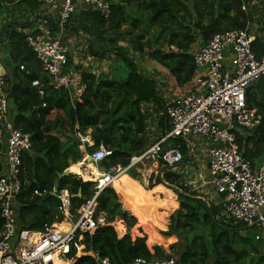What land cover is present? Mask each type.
<instances>
[{"label":"trees","instance_id":"1","mask_svg":"<svg viewBox=\"0 0 264 264\" xmlns=\"http://www.w3.org/2000/svg\"><path fill=\"white\" fill-rule=\"evenodd\" d=\"M14 1L16 0H0V15L3 12L2 4ZM243 1L247 5V11L242 9ZM25 2L28 3L29 10L38 5L36 0ZM109 2L111 11L108 17L90 7H87L90 10L86 11H83L86 7H82L83 12L80 11L81 16L95 23L100 32L101 29L104 30L102 35L106 31L120 33L123 24L129 20L128 11L133 2L145 10L147 22L133 39L126 41L120 36L112 38L105 42L100 47L102 51L97 53L98 57L104 58L112 52L126 65L128 74L125 77L121 72L120 80L114 78L111 71L97 75L91 69L74 66L68 56L69 67L80 71L81 80L86 85L80 100L71 99L69 92L64 88L54 87L53 77L43 71L36 54L26 43L27 36L11 28H18L15 23L11 24L8 30H4L6 42L2 43L10 47L8 63L12 69L11 77L8 74L5 76V90L9 94V118L16 129L31 136L32 143L30 150L22 154L20 168L23 185L16 199L20 230L44 232L55 223L63 222L64 217L58 211L59 200L51 193L54 187H57L58 191L69 192L72 198V214L75 217L78 216L77 211L93 196L95 184L88 182L93 180L92 177L85 179L71 174L60 178L72 164L75 166L82 163L85 153L80 147L78 134L85 137L91 132L94 145L87 147L89 155L101 145L112 152L102 163L104 168L126 167L132 156L140 155L149 146L146 104L156 105L160 112L165 110L166 104L160 96L157 81L146 70L138 71L133 59L128 56L130 50L141 57H150L153 64L163 69L179 87L185 86L198 73L193 60L195 50L205 45L216 34L246 29L248 24L255 23L254 9L257 10L256 5H251L252 0ZM78 15L73 14L69 21L77 20ZM131 20L132 26L141 25L139 18ZM82 23L83 21H80L78 27H81ZM151 25L157 27L154 37L148 38L144 45ZM71 28L76 30L74 25ZM254 33L256 40L252 48L256 56L262 58L264 27ZM124 34L133 35L130 31ZM171 46H176L179 52L167 51ZM22 66L24 70H21ZM35 80L48 86L44 98H40L37 88L32 87ZM247 97L249 106L256 108L263 116V123L255 134L245 138L237 136V142L244 156L258 166L264 161V78L249 88ZM43 103H46V107H42ZM54 111L62 112L63 117L57 116L51 120L50 116ZM159 126L162 128V135L170 130V121L164 112ZM53 132L70 134L72 139L63 141ZM171 142L181 143L178 139ZM4 150L5 147L0 144V152ZM4 160L3 155L0 160V175L5 171ZM160 173L162 177L159 175L150 178L149 188L164 184L175 188L173 195L176 196V201L173 204L177 203L176 212L146 206L151 207L150 213H154L153 221L141 228L148 229L150 233L144 234L140 229L143 235L135 239L131 235L119 238L118 230L113 226L100 227L92 236L84 235L83 244L87 253H96L108 259L111 264H130L138 258L149 261L175 259L176 264H209L210 260H213L212 264H264V243L256 240V235L253 238L254 243L239 235L243 225L226 222L221 208L214 204L208 206L199 199L195 192L181 183V176L166 167H163ZM36 191L41 192V195H36ZM118 201L115 190L107 188L98 196L97 210L107 214L109 223L120 218L131 230L137 225V219L128 212H122L121 206H116ZM121 223L123 224L122 221ZM117 224L120 223L117 221L116 226ZM1 227L0 212V231ZM165 227L167 229L163 231ZM125 231V227L119 230V235H124ZM157 232L161 239L167 242L168 250L164 248L165 245L155 240L154 234ZM179 248L183 251L175 257ZM71 257L75 258L74 254ZM75 259V264H97L92 256ZM246 260L249 262L246 263Z\"/></svg>","mask_w":264,"mask_h":264},{"label":"built area","instance_id":"2","mask_svg":"<svg viewBox=\"0 0 264 264\" xmlns=\"http://www.w3.org/2000/svg\"><path fill=\"white\" fill-rule=\"evenodd\" d=\"M37 3L60 9L61 33L58 36L33 35L26 38L28 46L36 54L43 71L53 77L56 88H64L71 99L80 100L86 85L80 71L69 67V49L62 42L63 28L76 13L77 5L90 7L109 16V0H36ZM243 11L247 5L243 1ZM256 35L249 26L244 30H231L214 35L205 45L193 53L198 70L195 85L198 90L174 98L166 105L164 114L170 121V130L148 146L140 155L132 156L128 166H111L100 172L93 196L72 214V198L67 190L51 191L59 200L60 215L72 223L69 231H60L53 226L44 232L20 230L16 199L22 180L20 179L22 154L30 150L31 136L15 128L9 118V94L5 90V76L0 75V152L5 156V171L0 175V264H54L58 254L66 261L91 255L97 264H111L96 253H87L83 244L84 235L92 236L97 229L108 226V220L98 212V196L129 169L145 160H154L169 170H177L185 157L178 147L168 142L172 139L202 138L211 142L209 185L218 200L226 222L243 225L248 230L258 229L256 240L264 243V161L255 166L243 154L237 136H250L263 123V116L248 104L249 88L264 78V56L258 58L253 51ZM178 53L176 46L166 49ZM24 70V67H21ZM40 98L45 89L39 80L32 82ZM46 107V103L42 104ZM80 145L87 148V139L78 134ZM111 151L104 145L92 155L86 156L95 164L105 161ZM43 192V194H45ZM36 195L41 192L36 191ZM111 226V225H110ZM74 254L75 258H72ZM130 264H176L174 259L149 261L138 258Z\"/></svg>","mask_w":264,"mask_h":264},{"label":"crops","instance_id":"3","mask_svg":"<svg viewBox=\"0 0 264 264\" xmlns=\"http://www.w3.org/2000/svg\"><path fill=\"white\" fill-rule=\"evenodd\" d=\"M24 4L25 7H27V12L26 15L27 16H22V18H20V20H18L16 18V15L18 13H15V7ZM27 2H25V0H16L12 3H3V12L0 15V61L2 63V65L4 66V69L6 71V75L8 74L9 77H11L12 74V69L11 67H7L4 64V56L5 54L8 52H10V47L8 46V44L6 43H2V41L6 42V37L4 34V30H8V28L11 26V24L17 25V27L13 26L11 28H13L14 30H17L19 33H22L26 36H28L29 34H33V35H49V36H58L61 31H62V25L60 24V14H55V13H49V9L47 5H42L37 3L38 5H34L33 7H31V10H29L28 6H27ZM22 13V12H21ZM19 12V14H21ZM71 21H69L68 23L70 24ZM69 26L68 24L66 25V27ZM26 27V28H25ZM71 27V26H70ZM71 33V37H69V42H67L66 40V33L67 32ZM65 31L64 37L62 39V42L68 47L69 51H71L72 46H78L79 42L77 40L74 39L73 36H75V34H73V30L72 28H69ZM70 38H73V41L70 40ZM27 43V42H26ZM30 48V47H29ZM81 48V47H80ZM200 48V47H199ZM198 48V49H199ZM30 50H32L30 48ZM26 54H28L26 52ZM71 54V53H70ZM70 56V55H69ZM9 58V57H8ZM76 60V59H74ZM73 65L77 66L79 68L82 69H87V67H81L77 64V61H73ZM6 64L9 65V63L7 62ZM148 69H146L147 72H149V74L157 81V86H158V90L160 93V96L163 100V102L167 105L168 103H170L174 98H179V97H185L195 91L198 90V87L195 85V78L187 85L185 86H181L179 87L174 81L173 79H171V77L169 75H167L163 69L159 68V66H156L153 63H149ZM88 69H91L93 72L95 70V66L94 67H90ZM152 109H147V113H148V131H147V141H148V145H152L155 141H157L158 139H160L161 137H163L167 132L164 133V135H162V128L159 126V121L163 116V112H160V110L157 108L156 105L152 104ZM153 114V117L150 115ZM159 114V115H158ZM160 117V119H158ZM154 118V121H152ZM158 122V123H157ZM91 132L88 133L87 136H85V138L87 139V147H92L94 145V141L90 135ZM152 133V134H151ZM248 137V136H246ZM245 138V137H244ZM202 139V138H200ZM175 139H172L168 142L169 145L171 146H175L178 147L180 149V151L183 153L185 160L183 162V164L178 168L177 171H173L174 173L178 174L179 176H181V183L184 186H187L188 188L191 189V187L189 186L190 183H193L195 185V193L197 194V197L201 200H203L204 202H206L209 205H216V202L218 200V197L216 196L214 190L212 189V187L209 185V180H210V171H209V167H210V159L208 156V150L209 147L211 146V142L206 140V139H202L206 142V146L203 147L202 144L197 143V140L193 139V141H191L190 139H178L181 141V143L179 144H173L171 141H173ZM199 140V139H198ZM82 151L85 153H87L86 151V146L83 147L82 145H80ZM106 148V147H105ZM204 148V149H203ZM107 149V148H106ZM99 150V148L97 149ZM187 153V155H185ZM84 155V156H85ZM87 159L85 160V162H83V168H85L84 171L89 173V169H94L96 171H98V173H100L103 169V162L98 163V164H94L91 162H88V157L85 156ZM160 164V163H158ZM157 163H155V165L158 166ZM74 165V164H72ZM71 165V166H72ZM161 165V164H160ZM145 166V162L140 163L139 165L133 167V169H129L125 174V177H123L122 179H120V181H125V180H130L136 182L138 185H140L144 190L142 199L146 201V199L144 198V194H152V199H160V200H164L165 199V192L163 190L164 185H157V187L155 186L154 188H149L150 187V178L152 176H161L162 177V173H157V174H147L148 176H151L147 179L146 174L143 175V173H139L140 172V168L139 167H144ZM162 167V165H161ZM164 167V166H163ZM70 168V167H69ZM132 170L134 171V173L132 174ZM172 171V170H171ZM131 175L134 178L128 176ZM79 176V175H77ZM142 177H144V181L145 183H142ZM188 181V183H186L185 181ZM88 182H91L90 180ZM155 183V182H154ZM145 187H143L142 186ZM188 184V185H187ZM160 186V187H159ZM111 188V187H110ZM160 188V189H159ZM113 189V188H112ZM136 188L129 190L127 193H125L123 196H121L115 189V192L118 195L119 201L116 204V206H121L122 208V212L123 211V207H127V201L125 200L128 199V201L133 202L135 201V198H139V197H128V195H131L132 192L134 190H136ZM166 189V188H165ZM53 195V194H52ZM170 197V202L172 203V205L175 206L176 210L178 209L177 207V203L173 204V202L176 201V197L171 193L169 194ZM125 196V197H124ZM175 197V199H174ZM124 201H123V200ZM121 203V204H120ZM146 206H151L153 208H155V205H152L150 203H146L143 207H141V212L143 211L144 213H146L147 215H151V213L149 212L151 210V207H146ZM219 207V206H218ZM128 209V207H127ZM130 209V207H129ZM128 209V210H129ZM173 210V209H172ZM169 211V210H168ZM130 215L134 216L133 214H131L130 211H127ZM106 218H107V214L102 212ZM78 214V211H77ZM143 214V213H142ZM135 217V216H134ZM146 217V216H145ZM148 219V218H147ZM138 220V219H137ZM149 220V219H148ZM151 220V219H150ZM72 220L66 219L64 218L63 222L61 223H55L53 225V228L57 229V227H59L60 225H62L63 223H67L71 226ZM153 221V219H152ZM151 221V222H152ZM114 222V221H113ZM150 222V221H149ZM71 223V224H70ZM109 223V222H108ZM112 226V225H111ZM123 229V226H122ZM167 228H163L162 230L165 231ZM91 256V255H88ZM75 260V259H74Z\"/></svg>","mask_w":264,"mask_h":264},{"label":"rangeland","instance_id":"4","mask_svg":"<svg viewBox=\"0 0 264 264\" xmlns=\"http://www.w3.org/2000/svg\"><path fill=\"white\" fill-rule=\"evenodd\" d=\"M251 5H256L257 6V10L254 9V12H255L254 22L255 23L248 24L250 31H252V33H254V32H256V30L260 29V27H262V26L264 27V0H252V4ZM131 7H133V8L131 9ZM131 7L129 8V11H128V19L129 20L126 23L123 24L120 33H118V32L117 33H113V32L106 31L102 35V32H104V30L101 29V32H100L98 26L95 23H93L92 21H89V20L85 19L83 16H81V13L83 11L88 10L89 8L86 7L82 11V5H77L75 15H78L80 13V11H81L80 15H78L79 17H77L78 21L77 20L71 21L70 24L68 23L69 26H67V27H66V25H67L66 24L64 26V28H63V34H62V39H63L65 31L68 29V27L71 28L70 26H72V25H74L76 27L77 31L72 28L73 34H75V36H73V37H74L75 40H77L79 42V45L70 47L71 48V51H69L70 59L73 60V61H77V64L79 66L87 67V69L90 68V67H94L95 66L94 73H96L97 75L105 74V73H108V72L111 71L113 73L114 78H116L118 80L122 79L121 72L124 74L123 76L126 77L127 74H128V69H127L126 65L120 59L115 57V55L112 52H109L108 54H106L104 56V58L98 57L97 53L102 51V49L100 47L105 42L106 43L109 42V40L112 39V38H118L120 36V37H124V39H126V41H129V39H133L135 37V35H137V33L142 31V27L147 22V20H146L147 13L136 2L131 3ZM48 9H49V13L58 14L59 11H60V9L54 10L52 7H48ZM26 10H27V7H25L24 4H21V5L17 6V7H15L14 11H15V13H18L16 15V18L18 20H20V18H22V16H27L26 13H28V12ZM19 12L20 13L22 12V13L19 14ZM136 18H139L142 21L141 25H139V27L132 26V20L131 19H136ZM80 21H83V23L81 24L82 25L81 27H78ZM156 28H157L156 25H151L150 34H149V36H147L146 40L143 42L144 45L146 44V41H147L148 38L154 37V32L156 31ZM126 31H130L133 35L132 36H128V35L124 34ZM122 32H123V34H122ZM101 35L103 36V38H100V37H102ZM69 37H71V33L67 32L66 33L67 42H69ZM70 40L73 41V38H70ZM146 52L147 53L149 52L147 50V48H146ZM128 53H129L128 56L131 59H133L134 63L136 64V67H137L138 71H144V70L148 69V67H146V66H149L148 63L152 62L151 61L152 59L150 57H147V58L141 57L139 54L134 53L132 50H130ZM8 57H9V53L7 52L5 54V56H4V58H3L4 59L3 62H4V64L7 67L10 66V64L9 65L6 64L8 62V59H9ZM74 59H76V60H74ZM147 73H149V72H147ZM125 77H123V78H125ZM152 106H153L152 103L146 104V108L147 109H149V108L152 109ZM150 115L153 117V114H150ZM57 116L62 118L63 117L62 112L54 111L52 113V115L50 116V119L54 120ZM158 119H160V117ZM152 121H154V118H153ZM53 133L58 135L63 141H65L67 139H72V136L70 134H67V133H57V132H53ZM76 137L77 136H75V138ZM194 139L197 140V143L202 144L203 147H205L207 145L206 142L204 140L200 139V138H194ZM190 140L193 141V138H190ZM85 160H86V157L84 156L82 162H85ZM144 162H145V166L143 168L139 167L140 168L139 169L140 170L139 173H141V174L143 173V175L146 174L147 179L149 177H151V176H148L147 174L151 175V174L160 173L161 169L163 168V167H161L160 164H158L154 160H145ZM155 163H157L158 166L155 165ZM84 170H85V168H84ZM84 170H83V172H85L84 173L85 176H79V177H83L85 179H87L89 176L92 177V175H90L88 172H86ZM177 170H174V171H177ZM131 173L133 174L134 171L131 172ZM83 178H82V180L85 181ZM141 179H142V183L144 184L145 183L144 177H142ZM188 181H190V180H188ZM188 181H185V182L188 183ZM143 184H142V186H143ZM175 186L178 187V185H175ZM189 186L191 187V191L195 192V185L193 183H190ZM164 187L166 188V189L163 188L165 193L167 192L169 194H171V193L173 194V192H174L173 190H175V188L172 189L168 185H164ZM176 189H178V188H176ZM126 205L129 206V202L128 201H127ZM143 206L144 205H141V207H143ZM140 210H142V209H140ZM142 213L148 219L150 218L151 221H152V218L150 217V215H147L143 211H142ZM171 213H172V211H171ZM75 221L76 220L71 221V222L75 223ZM117 221L121 224V225L117 224L118 227L116 226V222ZM121 221L123 222V224L121 223ZM168 223H169V221H168ZM110 225H112L116 229V231L117 230L118 231L122 230V227H121V229L119 227L124 225L123 228L125 227V230H126L124 235L127 234V231H130L127 228V226H126L125 221L120 219V218H116L114 220V222L110 223ZM134 228H135L134 229V233L132 234V237L134 239L137 238V237H141L143 235L140 232L141 231L140 229H142L144 234H147V232H148L147 231L148 229L141 228L139 226L138 227L135 226ZM243 230H244V228H242V230L240 231L241 233H239V235H241L243 237H247L249 240L252 241V243H254L253 238H254V235H256V233L258 232V229L247 230V231L246 230L243 231ZM118 231H117V234H118L119 238H122L124 235H119ZM148 233H150V232H148ZM154 235L156 236L155 240L157 242H159L161 245H165L164 248L167 249L168 248L166 246L167 242L164 239H161V237L159 236V233L157 232V234H154ZM182 251L183 250H181V248H179L177 250V253L175 254L176 255L175 257H178ZM69 262L71 264H75L76 263V259H75V261H69ZM248 262H249V260H246V263H248ZM212 263H213V260H210L209 264H212Z\"/></svg>","mask_w":264,"mask_h":264},{"label":"bare ground","instance_id":"5","mask_svg":"<svg viewBox=\"0 0 264 264\" xmlns=\"http://www.w3.org/2000/svg\"><path fill=\"white\" fill-rule=\"evenodd\" d=\"M83 162L80 163V164H77V165H72L70 167V169L68 170V173H71V174H74V175H79V176H85V172H83L84 168H83ZM89 174L92 175L93 177V180H90V181H96L98 178H100V173H98V171L94 170L93 168L92 169H89ZM149 171V170H148ZM126 174L122 175L119 179L115 180L112 184H111V188L115 189L121 196H123L125 193H127L129 190H132L134 188L137 187L136 190H134L132 192L131 195H128V197H139V198H135L133 202H130L128 201V199L125 198L126 201L129 202V211L131 212V214H133L134 216H136L138 218V226L141 227L143 226L144 224L146 223H149V220L147 219V217H145L144 214H142L141 212V205H145L146 203H150L152 205H155L157 208H159L160 210H169L170 212H176V208L174 205H172V203L170 202V197L168 195V193L166 192L165 195H166V198L164 200H160V199H152V194H144V198L146 199V201L148 202H145L144 199H142V196H143V193H144V190L140 185H138L136 182L133 181H130L129 179L128 180H125V181H120V179H122L123 177H125ZM90 176L87 178L89 179ZM125 197V196H124ZM155 207V208H156ZM173 209V210H172ZM153 215L154 213L151 212V215L150 217L153 219ZM137 226V227H138ZM58 230L60 231H69L70 230V225L67 224V223H63L62 225H60L59 227H57ZM121 228V226L119 227ZM54 264H71L69 261H66L65 259H63L60 254H58L55 258V262Z\"/></svg>","mask_w":264,"mask_h":264},{"label":"water","instance_id":"6","mask_svg":"<svg viewBox=\"0 0 264 264\" xmlns=\"http://www.w3.org/2000/svg\"><path fill=\"white\" fill-rule=\"evenodd\" d=\"M0 75L6 76V71H5L4 66L2 65L1 61H0ZM87 161L88 162H91V159H88ZM68 170H69V168L67 170H65V172L63 173V175H60V178L63 177V176L71 175V173H68ZM104 170H105V168L103 167L102 171H104ZM91 182H95V181H91ZM123 211L124 212H127L129 210L127 209V207L124 206L123 207ZM135 218L138 219L136 216H135ZM136 226H138V220H137V225ZM134 229L135 228L131 229L130 231H127V234L126 235H131L132 236V234L134 233Z\"/></svg>","mask_w":264,"mask_h":264},{"label":"clouds","instance_id":"7","mask_svg":"<svg viewBox=\"0 0 264 264\" xmlns=\"http://www.w3.org/2000/svg\"><path fill=\"white\" fill-rule=\"evenodd\" d=\"M79 142H80V141H79ZM86 150H87V148H86ZM96 151H97V150H96ZM96 151H95V152H96ZM87 154H88V153H87ZM88 155H89V154H88ZM91 155H92V154H91ZM85 156H86V155H85ZM86 159H87V158H86ZM88 159H90V158H88ZM106 160H107V159H106ZM106 160H105V161H106ZM105 161H103V162H105ZM91 163H94V162L91 160ZM94 164H95V163H94ZM93 183H94V182H93ZM94 184H95V183H94Z\"/></svg>","mask_w":264,"mask_h":264}]
</instances>
